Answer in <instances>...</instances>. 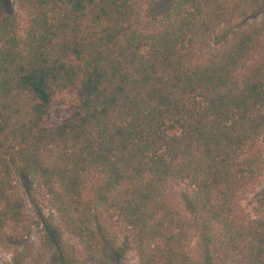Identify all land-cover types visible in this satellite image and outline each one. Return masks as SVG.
<instances>
[{"label":"trees","instance_id":"16d2710c","mask_svg":"<svg viewBox=\"0 0 264 264\" xmlns=\"http://www.w3.org/2000/svg\"><path fill=\"white\" fill-rule=\"evenodd\" d=\"M14 1L17 14L0 19V247L12 261L21 262L29 226L13 186L22 174L86 254L98 207L126 227L136 264H197L187 252L192 221L165 195L184 182L189 212L219 228L204 238L209 264H264V218L234 214L237 191L262 173L264 17L191 60L217 26L264 0H172L149 32L133 26L142 0ZM70 87L72 113L45 123L52 98ZM49 240L52 264H76Z\"/></svg>","mask_w":264,"mask_h":264},{"label":"rangeland","instance_id":"374dc122","mask_svg":"<svg viewBox=\"0 0 264 264\" xmlns=\"http://www.w3.org/2000/svg\"><path fill=\"white\" fill-rule=\"evenodd\" d=\"M172 0H142L137 7L133 26L142 32H149L161 25L170 11ZM235 0H228L229 8ZM17 14L14 0H0V19L6 14ZM264 17V2L248 10L244 16L226 19L215 28L204 41L192 51V63H199L217 52L228 38L231 30L245 22ZM75 107V89L68 88L51 100L44 122H58L68 117ZM257 153L262 158V173L258 179L242 188L235 196V220L244 223L251 219L264 218V135L254 142ZM14 190L20 200L22 212L28 223V231L18 248L22 256L19 264H52L56 257L50 243L49 234L56 239L65 254L71 251L76 264H136V256L128 241L126 227L114 216L100 208L93 209V230L96 236V249L92 255L86 254L82 246L68 235L60 225L57 214L47 203L36 182L22 174L13 177ZM90 182L83 189V197L91 200ZM169 203L192 221L188 231L187 252L197 264H209L205 251L204 238H218L219 228L199 215L189 212L191 188L184 182H174L165 191ZM70 248V249H69ZM204 248V249H203ZM0 264H15L12 253L0 247Z\"/></svg>","mask_w":264,"mask_h":264}]
</instances>
